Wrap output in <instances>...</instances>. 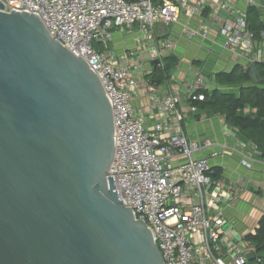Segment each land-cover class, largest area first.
Returning <instances> with one entry per match:
<instances>
[{"label": "water", "instance_id": "95a60500", "mask_svg": "<svg viewBox=\"0 0 264 264\" xmlns=\"http://www.w3.org/2000/svg\"><path fill=\"white\" fill-rule=\"evenodd\" d=\"M2 10L0 264H164L115 191L113 114L98 77L38 17ZM245 73L259 83L253 66Z\"/></svg>", "mask_w": 264, "mask_h": 264}, {"label": "built area", "instance_id": "2783aa9c", "mask_svg": "<svg viewBox=\"0 0 264 264\" xmlns=\"http://www.w3.org/2000/svg\"><path fill=\"white\" fill-rule=\"evenodd\" d=\"M242 1L247 9L264 8L263 0ZM205 2L199 0L197 7ZM0 4L3 13L38 17L49 36L83 59L98 77L113 114L114 156L109 173L115 191L135 219L145 222L164 264H248L252 262L246 258L248 253L254 254L255 263L260 262L254 245L228 243L220 210L225 193L212 177L211 160L221 155L220 150L210 140L199 144L185 137L179 127L178 92L153 99L162 121L147 128L133 112L136 83L130 68L96 48H107L114 30L139 26L151 37L156 25L169 27L182 13L191 15L198 9L188 11L186 1L170 0H0ZM228 12L232 21L221 24L219 31L224 45L240 51L254 66L255 44L247 13L236 7ZM258 86L264 89V75ZM203 99V95L191 97L192 101ZM164 133L168 136L163 139ZM205 150H210L209 156L196 158ZM175 159L183 161L174 163ZM243 165L250 168L244 161Z\"/></svg>", "mask_w": 264, "mask_h": 264}, {"label": "crops", "instance_id": "0c3cea01", "mask_svg": "<svg viewBox=\"0 0 264 264\" xmlns=\"http://www.w3.org/2000/svg\"><path fill=\"white\" fill-rule=\"evenodd\" d=\"M170 1H186L188 11L198 9L199 12L182 13L169 27L156 25L151 37H146L139 26L114 30L108 47L98 45L96 48L118 65L130 68V78L136 83L132 92L133 112L147 128L162 121L153 108V99L178 92L177 112L182 117L179 127L185 137L199 144L210 140L220 150L221 155L212 159L211 165L219 173L215 181L225 193L220 203L225 219L224 232L228 243L241 246L244 237L259 229L264 217V157L235 130L227 129L221 116L210 113L200 101H192L191 97L213 91L238 95L239 88L259 84H252L250 79L248 83L229 86L218 77L245 73L250 67L244 54L225 47L219 33L221 24L232 21L228 9L236 7L246 11L247 16L249 9L242 0H206L201 8L197 7L199 0ZM255 10L264 24V8ZM254 44L252 59L256 72L264 63V32L261 40H255ZM154 60L158 61L155 66L152 65ZM171 123L177 129L174 119ZM167 136L164 133L161 137ZM209 154L210 150H205L196 158ZM182 161L173 160L174 163ZM243 161L250 168L244 166Z\"/></svg>", "mask_w": 264, "mask_h": 264}, {"label": "trees", "instance_id": "16d2710c", "mask_svg": "<svg viewBox=\"0 0 264 264\" xmlns=\"http://www.w3.org/2000/svg\"><path fill=\"white\" fill-rule=\"evenodd\" d=\"M247 25L254 41L261 40L264 24L259 20L255 8L248 10ZM256 72L259 80V77L264 75V63L262 67L256 69ZM235 73L222 74L218 77L223 79V84L229 86H239L249 82L250 77L243 71L239 74ZM258 85L239 88L238 95L219 91L204 92V99L200 102L210 113L221 116L227 126L235 130L241 139L249 142L264 156V89ZM246 109H249L248 113L245 112ZM215 170L212 177L217 180L219 173ZM243 241L254 245L260 258L259 263L252 261L248 264H264V217L255 234L247 235Z\"/></svg>", "mask_w": 264, "mask_h": 264}, {"label": "rangeland", "instance_id": "374dc122", "mask_svg": "<svg viewBox=\"0 0 264 264\" xmlns=\"http://www.w3.org/2000/svg\"><path fill=\"white\" fill-rule=\"evenodd\" d=\"M97 47V46H96ZM260 254H261V252H260Z\"/></svg>", "mask_w": 264, "mask_h": 264}]
</instances>
